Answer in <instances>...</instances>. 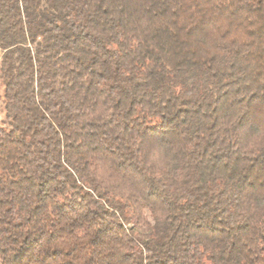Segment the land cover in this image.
I'll use <instances>...</instances> for the list:
<instances>
[{
    "label": "trees",
    "instance_id": "16d2710c",
    "mask_svg": "<svg viewBox=\"0 0 264 264\" xmlns=\"http://www.w3.org/2000/svg\"><path fill=\"white\" fill-rule=\"evenodd\" d=\"M0 264H264V0H0Z\"/></svg>",
    "mask_w": 264,
    "mask_h": 264
},
{
    "label": "rangeland",
    "instance_id": "374dc122",
    "mask_svg": "<svg viewBox=\"0 0 264 264\" xmlns=\"http://www.w3.org/2000/svg\"><path fill=\"white\" fill-rule=\"evenodd\" d=\"M0 56H1V52H0ZM3 118V110H2V98L0 96V121Z\"/></svg>",
    "mask_w": 264,
    "mask_h": 264
}]
</instances>
